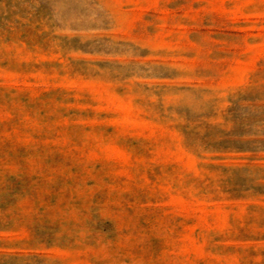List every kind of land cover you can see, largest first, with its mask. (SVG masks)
<instances>
[{"label": "rangeland", "instance_id": "1", "mask_svg": "<svg viewBox=\"0 0 264 264\" xmlns=\"http://www.w3.org/2000/svg\"><path fill=\"white\" fill-rule=\"evenodd\" d=\"M0 264H264V0H0Z\"/></svg>", "mask_w": 264, "mask_h": 264}]
</instances>
